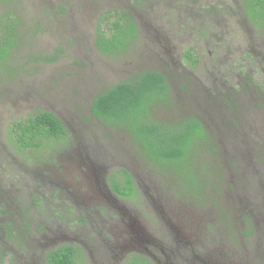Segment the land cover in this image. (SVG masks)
I'll list each match as a JSON object with an SVG mask.
<instances>
[{
  "label": "trees",
  "instance_id": "16d2710c",
  "mask_svg": "<svg viewBox=\"0 0 264 264\" xmlns=\"http://www.w3.org/2000/svg\"><path fill=\"white\" fill-rule=\"evenodd\" d=\"M106 1L100 9L112 10L101 12ZM130 1L0 0V264H264V0ZM150 1L159 10L146 32ZM180 11L182 21L172 14ZM164 22L175 31L161 48ZM49 35L86 41L107 62L72 63L65 44L41 46ZM148 55L165 69L79 84L89 106L80 100L82 111L68 112L71 127L60 108L75 98L72 65L102 82ZM26 89L37 101L20 112L16 95ZM184 95L194 98L179 112ZM75 154L79 169L68 166ZM89 155L101 165L100 187L88 184ZM113 197L151 219L139 233L166 248L126 253L123 241L138 232ZM175 215L176 235L167 223Z\"/></svg>",
  "mask_w": 264,
  "mask_h": 264
},
{
  "label": "rangeland",
  "instance_id": "374dc122",
  "mask_svg": "<svg viewBox=\"0 0 264 264\" xmlns=\"http://www.w3.org/2000/svg\"><path fill=\"white\" fill-rule=\"evenodd\" d=\"M164 1H165L164 3H169L168 1H170L171 4H174L173 0H164ZM130 2L131 1L128 0V3L129 4L127 3L126 6H129L130 5ZM154 3H156V4H154ZM104 5H106L107 7H111V2H107V1L106 2H98V4H97V6H98L99 9L102 8ZM157 6H158L157 2L150 1L148 3V8L145 9V12H144V28H143V30H145L146 32L149 31V29H150V31L152 30L154 21L152 23L151 16H157V11L159 10V8H157ZM94 8L95 9H98L97 7H94ZM117 9H119V8H117ZM105 10L106 11L107 10H112V8L100 9L101 12H103ZM121 10H122V8H121ZM172 14L176 15L180 19V21H182V17L184 16V13L183 12H181V11L180 12H176V13L175 12H172ZM173 26H175L174 23H171V22L166 23V22H164L162 24L161 28L157 27V30H160V31H158V32L155 31V33L157 34L156 35V38H155V42L158 44L159 47H161V48L164 47V46L166 47V45H167L166 44V40L171 41V39L169 38V36H171L170 34L175 31V30L174 31L171 30L173 28ZM75 29H76V27H74V30ZM194 30H191L192 32L190 33L189 40L188 41H184L182 44L185 45V44L191 43V41H192L191 38H192V36L194 34L193 33ZM147 34L149 35L150 39H152V35H150V32H148ZM143 36L145 37L144 38V42H146V44H147L146 33H144ZM60 38H61L60 35H49V36L45 37V39L44 38H41L40 39V41L42 42L41 46L42 47H47V49H50L51 47H55V46H58V45L65 44L66 49L70 50V52L73 54V58L68 55V59L72 63H75L74 62L75 59H79L76 62H80V61H83V60H89V61H92L95 64H98L99 66L100 65H103V64H105V62H107V61H105V57L102 58L101 55H99V56H98V54L96 55V52H93L92 54L90 52H88V49H86V48L83 47L85 45L86 41L84 42V41H80L79 39H77V42L78 43L76 42L75 45H72V44L68 43V38H66V40L64 41V43L62 42V40ZM85 39L87 40L88 37H85ZM148 40H149V38H148ZM83 43H84V45H83ZM89 46H92V45H89ZM168 46L169 47L170 46H173V44H170ZM178 49H181V47L179 46ZM179 55H180V53H179ZM98 57L100 59L99 61H98ZM176 60H177V62H179V64L181 63L180 58H176ZM88 63L89 64H92L91 62H88ZM158 64H160L159 61H156L153 58L152 55H148V60L147 61L144 60V64H140V63L137 64L136 63V65H135L134 68L128 67V66L125 67V68L124 67H116L115 72H110L107 77L101 76L99 74L100 77H102L104 79V80H102V82H101V80L96 79L92 83H90L91 81L88 82L87 80H91V78L93 76H96L97 75L96 72H94L91 69H89L87 67V65L85 66V68L79 67V66L78 67H75V66L72 65L71 68H72V71H74V73H72V75H68L69 76L68 77V81H70L71 83H67V84L70 85L71 87H73L74 89L69 88L66 85H64L62 87H66L69 90L72 89V92H74L73 96H75V98H73L69 102L68 107H65V109L66 108H69L70 111H68V109L65 110L64 108H60V110L66 111V116L68 117V121L71 123L70 124L71 127L75 130L78 127L77 125H75V119L76 118H73L72 116H70L69 115L70 113H68V112H73V111H75L76 113H77V111L81 112L82 109H80V107L81 106L84 107V106H83V103L80 102V100H83V102L86 101L87 105L89 106V103L87 102L86 98H90L89 96L86 97V98L83 97V99H82V97L80 98V94L78 93L77 90H75L77 88H81V86H79V84L81 85L84 82V84H86V85H84L85 88L86 87H104L103 85H105V84H111V83H115L116 81L121 80V78L124 75H126L130 69H134V71H137L139 69H143L144 67L155 66V65H158ZM158 67H161L162 69H165L164 64H160ZM34 81H35V77L32 78L30 85H32L34 83ZM240 83H242V81H240ZM35 90H30V91L27 90V92H23V93L17 94L16 96H18L17 99L19 101V104L18 105H15L14 108H16L20 112H24L28 108V105H31L32 103H34L33 101H37L36 100V97L37 96L35 95L37 93H36ZM249 90L251 91V93H250V96L248 98L249 99H254L258 94H255L254 93V89L253 88H250ZM94 91L92 93H89V94L90 95H94L95 94ZM25 97H30V99L27 100V101L21 99V98H25ZM183 97H185L186 99H189V100L188 101H185V99H183V101L181 102V106H180L181 109H180L179 112H185V111H187L188 108H190V106L188 107L189 101L194 98V97H190L189 95H184ZM49 102L50 103L48 105L55 106L54 101L53 102L52 101H49ZM182 104H184V105H182ZM242 109H243V107H242ZM240 111H242V110L240 109ZM78 120H80V119H78ZM3 123H4V121L2 120V118H0V129H2ZM225 130L221 133V135L219 136V138L223 139V133L225 132ZM89 157L91 159V162L90 163H83L85 165L84 171H86V175L89 178L88 179L89 180V183L88 184H91L92 187H100V185H101L100 183L104 181L103 178H101V176H98V171L99 170H102L101 167H100L101 165L98 164V162L92 157V155H89ZM67 160L69 162L68 166L75 165L74 167H77L78 169L81 168L80 167V164L83 161V158L79 154L78 155L75 154L73 156H70ZM60 174H62V178H63V175H65L64 178L67 175H69V174L64 173V172L63 173H60ZM99 175H100V173H99ZM43 177L44 176H41L42 179H43ZM45 179L46 178L44 177V180ZM46 180H49V179L47 178ZM97 195L104 196L101 192H97ZM113 198H114L113 199L114 200L113 202L115 203V205L117 207H120V209L123 212V214H124V212L126 214L130 212L131 218H130L129 225L132 227V230L135 231V229H137V232L139 233V232H141L140 227H142L143 224L145 226H148V227L151 226V224H150L151 222L149 221L151 219H149L148 217H147V219H144L145 217L143 218L141 216V213L139 211L134 210L133 208L129 207V205H125L124 202L121 201L120 199H117L115 197H113ZM159 207H160L161 214L165 215L164 210H163L164 208L161 205H159ZM126 208H128L129 210L126 209ZM167 220H168L167 223L173 229L174 234H175L176 233V215L174 217H172V218H168ZM138 233L136 234L137 235V238H136L135 241H132V242L129 241L130 244H129V242H127L128 239L125 240V241H123V243L125 245H127V250L128 251L126 253L131 252L133 250V248L136 247V246L139 247V248L142 247V250H147V251H149L151 253L152 250L149 248V245H148V244H150V242L151 243L153 242V243L159 244V246L163 247L164 249L166 248L165 243L163 244V241L160 242L161 241L160 236H158L157 238H155V234L154 233L152 234L150 231H147V232L142 233V234L141 233L138 234ZM98 244L101 245V247L104 246V244H103V242L101 240L98 241ZM109 249L110 248H106L105 250L106 251H110L111 249L110 250Z\"/></svg>",
  "mask_w": 264,
  "mask_h": 264
}]
</instances>
